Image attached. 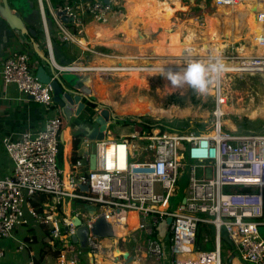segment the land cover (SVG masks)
Instances as JSON below:
<instances>
[{"label":"built area","instance_id":"obj_1","mask_svg":"<svg viewBox=\"0 0 264 264\" xmlns=\"http://www.w3.org/2000/svg\"><path fill=\"white\" fill-rule=\"evenodd\" d=\"M213 1L223 8L254 3L256 22L264 30V0ZM125 4L126 0H61L56 9L59 40L75 42L87 20L105 21ZM255 41L254 48L264 52V34ZM229 58L241 66L240 73L264 77V53L244 60ZM62 71L91 70L71 65ZM233 74L227 70L212 74L213 122L206 130L177 132L147 124L148 128L114 137L109 126L102 140L79 138L68 162V182L67 167L59 163L62 115L46 119L41 130L3 137L1 148L9 163L0 175V261L6 255L1 242L12 240L15 252L29 257L23 264H99L100 258L126 264L124 252L134 258L131 264H208L215 258L222 264L224 230L241 264H264V238L259 232L264 227V135L240 133L223 122L234 114L226 89ZM0 77L45 110L55 107L53 80L43 83L32 72L26 53L8 52ZM137 121L130 117L131 125L137 126ZM141 142L146 145L138 149L135 145ZM184 181L186 188L180 193ZM101 218L111 225L112 236L94 232ZM168 219L170 257L164 261L158 227ZM35 225L47 230V253L42 258L33 250V236L27 233L17 239L21 229ZM201 225L214 229L213 252L195 249ZM82 228H87L84 247L72 240Z\"/></svg>","mask_w":264,"mask_h":264},{"label":"rangeland","instance_id":"obj_2","mask_svg":"<svg viewBox=\"0 0 264 264\" xmlns=\"http://www.w3.org/2000/svg\"><path fill=\"white\" fill-rule=\"evenodd\" d=\"M21 1L22 0H14V3L18 4L16 8L19 7V4L21 3ZM155 1L161 4V2H164L167 0H160V1L155 0ZM167 2H170V1H167ZM190 2L191 0H182V6L180 8L179 7L175 8L176 6L172 4L168 5L167 7H171V9H173L171 19L167 21H164V20L154 21L151 18L147 17L146 14H143L141 12V10L139 9L140 5L138 3V0H133V4L129 5V11H130L129 14H132L133 16L132 23H131L132 28L140 29L142 31L143 29H146L152 26L154 23L157 28H162L166 26L167 31L169 29H174L177 26L179 27V25L182 26L185 24L186 25L191 24V25H197V26L200 25L199 28L202 27V29H206V27H208L211 24V21H210L211 14L217 10V7L213 5L212 0H202V1L197 0V4L195 5H193V3L192 2L190 3ZM161 7L165 8L163 6ZM124 10L125 9H123L122 12ZM127 17L128 16H126V18ZM89 22H91V20H87V23ZM95 22L98 23L101 21H95ZM250 23L254 27H258L259 25V23L256 22V19H251ZM86 24H84V26ZM119 24L117 26L118 28H119ZM118 28H111L109 26H104V31L97 30L95 33L88 32L89 34L88 40L91 41V44H88L86 42L88 50L85 49V60H84L85 62L86 61L91 62L90 63L91 65L88 66V69L94 68L96 67V65L106 67L110 64V65H113V68H118L121 66L120 61L118 59L106 58L105 56L98 54V53H103V54L109 53L113 55L121 54L116 49V44L123 38V35ZM82 35H84V28H83V33L79 37H83ZM200 36L202 35H199V39H202V40H199V43L206 44L208 46L212 45V42H211L212 40H217L218 38V35L215 33H212V39L210 38L209 40L207 38H203ZM226 40H227L226 38H223V41H225V44H228ZM179 41H182V40H179ZM241 43H243V45L248 44V42L244 40V38L242 39L240 44ZM240 44L235 43L233 46L228 44V47H227L228 49H226L224 53V55L228 58L226 60L228 64H231L233 61V58H229V56H232L238 59L237 58L238 55L236 53V47L237 46L239 47ZM262 53L264 52L261 51V53L259 54H262ZM97 57L103 60H99V59L96 60ZM137 60L138 59L135 60L136 62H138L136 64L140 63L141 65L149 64L150 62L155 61V59H149V61L148 59L138 60V61ZM200 61L204 62V59H199V62ZM182 62L186 63V59L183 58ZM77 67L84 68L83 65H80ZM96 73H97L96 71H93L94 76ZM102 73L104 74L102 79L98 80V82L95 79V85H94L95 92H93V95L95 96L97 93L98 95L95 96L96 99L108 105L109 108L112 109L114 113L117 115V117L120 118L119 121L115 120L110 125V130L114 137H119L120 134L131 133L134 131V129L141 128V125H138V124L137 126H133L130 124L127 125L122 122L123 119L130 118V117H135V118L145 117L153 125L160 124L162 122L166 124L167 126H169L171 131H177V132L195 131L196 133H198L200 131L206 130L213 122L212 111L214 107V99L212 96V90L210 89V85H209L208 91L205 93H198L189 85H187L184 91L171 92L169 91L167 87L168 83L166 82V78L165 76H163L162 73H157L156 76L149 77L147 79L148 82L146 81L144 83H140V82L138 83L137 80L135 81V79L132 78V76H130L129 72H126L124 70H117V72L109 71V70L105 72L104 70ZM232 73H234L232 75L233 82L232 84L226 87L227 94L229 96L228 98L230 100V105H229L230 109L231 108L249 109V107L254 109V108L262 107L264 105V77L260 75H248L245 73L243 74V73H240L239 71H235V72L232 71ZM65 75H67L66 78L68 77V79L70 80L75 79V76L72 74L66 73ZM226 77L228 78L229 75L227 74ZM94 86L92 88H94ZM174 95H181L183 97V100L179 103L180 105H178L179 107L191 108L193 112L197 113V116H189L186 119H179V118L168 119L164 117L159 118V117L151 116L149 115L146 108L134 109L135 106H141L143 104L140 100L143 97L148 99L149 102H152L156 106H160L163 108L176 106L170 103L171 96H174ZM115 107L120 108L121 111H116ZM247 114H248V111L247 112L244 111L242 113H234L233 115H231V119L233 123L236 125L238 132L244 133V134H253L257 136L264 135V119L262 118L251 119ZM156 122H159V123H156ZM142 133L144 135V132ZM144 145H146V142L138 143L135 146L138 149H140ZM185 188H186V183L184 181L182 182L180 193H183ZM30 228H32L37 234V239H36L37 241L34 244L35 248L38 249V251L35 252L36 255L41 256V254H39L40 250L46 254L47 253L45 251L46 244H44L46 231L43 229L44 227L35 225L34 227H30ZM259 232L264 238V227H259ZM27 233L31 234L29 232V228L26 230L21 229L19 233L17 234V239H23V237L27 235ZM1 245L6 247V255L0 261V264H23L24 262L27 261L26 252H23L21 254H17L15 252L16 245L14 241L5 240L1 242ZM124 247L127 249H130L128 245H125Z\"/></svg>","mask_w":264,"mask_h":264},{"label":"bare ground","instance_id":"obj_3","mask_svg":"<svg viewBox=\"0 0 264 264\" xmlns=\"http://www.w3.org/2000/svg\"><path fill=\"white\" fill-rule=\"evenodd\" d=\"M167 1L161 2V4H159L155 0H138V3L140 5L139 9L143 14H146L147 17L151 18L154 21H163V20L167 21L171 19L172 10H173L171 9V7H167V6L172 4L176 6L175 8L177 7L180 8L182 6V0H167ZM191 2L193 3V5L197 4V0H191ZM131 4H133V0H126L125 7H123L125 10L123 12H122L123 9H121L118 15L109 14L105 16L106 19L105 21H101L98 23L93 21L87 23L84 26V35L81 39H79V43L84 48H87L86 42L88 44H91V41L88 40L89 38L88 32L95 33V31L98 29L104 31V26H109L111 28H118L117 26L121 22L119 24L118 29L121 31L123 38L116 44V49L121 54L113 55L109 53L108 54L98 53L102 56H105L106 58L118 59L120 61L121 66L118 68H113V65L109 64L106 67L96 65V67L91 68V70L97 72L94 76L97 82L98 80L102 79V77L104 76V74L102 73L104 70L105 72L108 70L116 71V72L117 70H124L126 72H129L130 76H132V78H134L135 81L137 80L138 83L139 82L144 83L147 81L149 77L156 76L157 73H162L163 76H165L166 78L165 73L167 71L170 70L172 72H179L188 63L199 62V59H204V62L203 61L202 62L205 65L213 64L219 61L224 65L223 71L227 70L230 72L232 71L240 72L242 70L241 66H238L236 62H232L233 64L232 63L228 64L226 61L228 58L224 55V53L226 49H228L227 48L228 44L231 46H233L235 43L240 44L243 38L248 42L247 44L248 46L243 45V43H241L239 47L237 46L238 48L235 46L238 59H243V60L248 59L253 56L260 55L259 53H261V51L263 52L261 48H259L258 51L254 48V46H256L255 40L258 37H260L262 34H264L262 25L259 24L258 27H254L250 23L251 19H256L255 13L257 10L253 6L254 3L250 4L248 2L246 3L241 2L238 3L237 5L232 6V8H223L216 6L213 1V5L217 7V10L211 14L210 17L211 24L208 27H206V29H202V27L199 28L200 25L197 26V25L185 24L182 26L179 25V27L176 25L177 27H175L174 29H169V32L171 34L166 30H162V28H157L154 23L152 26L143 29L142 31L140 29L132 28L131 23L133 16L132 14H129L130 13L129 5ZM260 5H261L260 3L259 5H256L257 8H259ZM161 6L165 8H162ZM126 16L128 17L126 18ZM212 33L218 35L217 40L211 41L212 45L209 44L210 46H208L206 44L199 43V40H202L199 39V35H202L200 37L207 38L209 40L210 38L212 39ZM223 38L227 39L226 41L228 44H225ZM183 58L186 59V63L182 62ZM98 59L103 60L97 57L96 60ZM136 59L138 60L148 59V61L149 59H155V61L150 62L149 64L141 65L140 63L136 64L138 63L135 61ZM219 74H222V72H220ZM166 82L168 83V86L167 84L166 86L171 92L184 91L185 88L187 87V84L174 86L167 78H166ZM94 85L95 83L93 84L92 82V86ZM57 88H59L58 85ZM93 92H95V90ZM96 95L98 94L96 93ZM59 96L60 95H58V97ZM140 100L143 104L141 106H135L134 109L146 108L148 113L154 117H159V118L164 117L168 119H172V118L186 119L189 116H197V113L193 112L192 109L188 107L181 108L179 106H171L168 108H163L160 106H156L152 102H149L148 99H146L145 97L141 98ZM115 110L121 111V109L118 107H115ZM230 110L233 111L234 113H242L244 111L246 112L248 111L247 115L251 119H257V118L264 119V105L262 107L254 108V109L249 107V109L231 108ZM223 122L226 125L231 126L233 129H236L235 124L230 118L224 119ZM138 134L140 136H143L142 132H139ZM66 166H67L66 180L68 182L69 180L67 176H68L69 164L67 163ZM208 262H209L208 264H213V263L216 264L218 263V258L217 259L215 258V260L209 259ZM99 264H113V263L109 261L103 262L102 259L100 258ZM232 264H240V263L237 259H233Z\"/></svg>","mask_w":264,"mask_h":264},{"label":"crops","instance_id":"obj_4","mask_svg":"<svg viewBox=\"0 0 264 264\" xmlns=\"http://www.w3.org/2000/svg\"><path fill=\"white\" fill-rule=\"evenodd\" d=\"M60 4L61 0H22L19 4V11L23 15L24 23L29 30V33L24 36H21L18 32L11 31L3 21H0V71L8 52H24L29 57L32 72L43 83H48L53 80L57 81V85L59 86V88L56 87L55 107L51 110H45L31 99L23 97L15 85H5L0 77V175L4 173V169L9 163L5 152L1 148V139L3 137L13 132L41 130L46 119L60 114L64 119V129L60 138L61 154L59 163L60 166L67 167L66 165L73 153V137L78 136L82 138L87 136L85 119L89 115L92 118L97 117L103 106L109 108L108 105L96 99L93 95L95 86L92 88V82L93 84L95 83V77L91 69V71L84 72L92 79L90 85L86 84L91 90V95L84 96L81 99V102L86 105L85 111L76 117L74 112L76 111L77 104L74 109H71L66 102L67 91L64 85L68 88L69 85H67L68 77L66 78L64 74L74 75V73L64 72L62 68L71 65L88 67L91 65V62L84 61L85 49H88L79 43V39L82 37H77L76 41L72 43L61 42L59 40L56 25V9ZM49 19L52 20V27L50 29H48ZM57 66L61 68L58 69ZM59 79L62 82H59ZM72 81L77 82L78 80L72 79ZM58 95L60 96L58 97ZM92 96L94 98L90 100ZM110 111L111 116H115L111 118L112 121L113 119L115 121L116 118H119L112 109ZM127 134L123 133L119 136ZM33 250L35 252L38 251L35 246H33ZM42 253L43 251L40 250L39 254ZM229 256L230 252L227 251L226 258ZM28 258V255H26V259ZM233 259L238 260V258ZM233 259L231 264L233 263Z\"/></svg>","mask_w":264,"mask_h":264},{"label":"water","instance_id":"obj_5","mask_svg":"<svg viewBox=\"0 0 264 264\" xmlns=\"http://www.w3.org/2000/svg\"><path fill=\"white\" fill-rule=\"evenodd\" d=\"M12 0H0V21H3L8 29L11 31H15L20 33L21 36L26 35L29 33V30L27 29L23 15L19 11L18 4L12 3ZM65 21H69L68 18H65L63 14L61 15ZM52 27V20H48V29ZM58 69H60V66H57ZM64 76H67L64 74ZM75 80H78L77 82H74L70 79H67V85H69V88L64 85V88L67 91L66 95V102L68 106H70L71 109H74L76 107V111L74 112V115L76 117L80 116L86 109V105L81 102V99L87 95H91V90L89 87L86 86L90 85L92 82L91 77L87 73H74ZM59 82H62L61 79H59ZM85 82V83H84ZM54 85V95L56 99V87H57V81H53ZM93 96L90 100H93ZM115 116H111V111L108 107L103 106L101 110L99 111V114L97 117L92 118V116L89 115L85 119V123L87 125L86 133L87 137H89L92 140H102L104 137V132L107 130V128L111 125L112 122L111 118ZM96 163V155L95 153H91L90 155V167L91 169L95 168ZM83 189H86L85 187H82ZM171 222V219H168L164 222H162L158 227V238L162 240V252H163V260L168 261L170 257V244H169V224ZM75 224L79 225L80 220L76 219ZM94 232L101 237L106 236H112V227L109 223L105 222L103 218L99 219L97 223L94 226ZM87 237V228H82L78 231V234L73 237V242H77L81 244L82 247L85 246ZM124 258H127L126 264H131L134 260L132 256L129 257V252H124L121 254ZM93 261V260H92Z\"/></svg>","mask_w":264,"mask_h":264},{"label":"trees","instance_id":"obj_6","mask_svg":"<svg viewBox=\"0 0 264 264\" xmlns=\"http://www.w3.org/2000/svg\"><path fill=\"white\" fill-rule=\"evenodd\" d=\"M166 30L167 28L162 27V30ZM169 31V30H168ZM183 100V97L181 95H174L171 96V101L170 103L173 105H180L179 103ZM117 121H119V118H116ZM123 123L127 124V125H131L130 122V118H125L122 120ZM159 123V122H156ZM138 125H141V127H146L148 128L147 124L152 125V123L150 121H148L147 118L145 117H139L138 121H137ZM163 126V129L165 128H169V126H167L164 123H160ZM171 130V129H170ZM75 140L73 142V148L77 149L78 145H79V137L75 136ZM73 156H75V154H73ZM7 167V166H6ZM6 167L4 169V172L6 170ZM46 231V235H47V230L45 229V227L43 228ZM29 232L31 233L30 235L34 237V239H37V234L35 233V231L32 228H29ZM208 236V240L205 241V236ZM37 241V240H36ZM215 239H214V229L211 225H201L199 226L198 230H197V235H196V242H195V249L196 251L199 252H213L215 251V243H214ZM230 252V256L228 258H226V253ZM220 255H221V262L222 264H231L232 259L236 257V251L234 249V247L232 246L231 242L228 239V236L226 234V232L224 230H221V234H220ZM43 257V253L41 254L40 258Z\"/></svg>","mask_w":264,"mask_h":264},{"label":"clouds","instance_id":"obj_7","mask_svg":"<svg viewBox=\"0 0 264 264\" xmlns=\"http://www.w3.org/2000/svg\"><path fill=\"white\" fill-rule=\"evenodd\" d=\"M224 70V65L217 61L213 64L205 65L201 62L188 63L181 71L165 73L166 78L174 85L187 84L198 93H205L212 83V74H219Z\"/></svg>","mask_w":264,"mask_h":264},{"label":"flooded vegetation","instance_id":"obj_8","mask_svg":"<svg viewBox=\"0 0 264 264\" xmlns=\"http://www.w3.org/2000/svg\"><path fill=\"white\" fill-rule=\"evenodd\" d=\"M11 2L14 3V0H12Z\"/></svg>","mask_w":264,"mask_h":264}]
</instances>
